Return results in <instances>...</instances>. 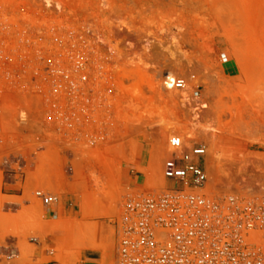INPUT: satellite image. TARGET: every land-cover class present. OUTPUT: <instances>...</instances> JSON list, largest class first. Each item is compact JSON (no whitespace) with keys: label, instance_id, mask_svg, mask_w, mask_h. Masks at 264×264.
Returning <instances> with one entry per match:
<instances>
[{"label":"rangeland","instance_id":"1","mask_svg":"<svg viewBox=\"0 0 264 264\" xmlns=\"http://www.w3.org/2000/svg\"><path fill=\"white\" fill-rule=\"evenodd\" d=\"M51 2L0 0V264L19 261L6 259L15 255L7 233L26 247L43 241L35 232L50 207L34 193L56 196L51 209L61 203L34 189L37 211L18 213L22 200L2 197V186H75L74 215L112 227L124 195L161 189L158 149L191 120L190 106L166 95L168 72L207 105L195 142L207 149L208 192L264 198V0ZM76 61L86 64L87 121L64 138L41 133L37 88H50L51 69L74 74Z\"/></svg>","mask_w":264,"mask_h":264},{"label":"built area","instance_id":"2","mask_svg":"<svg viewBox=\"0 0 264 264\" xmlns=\"http://www.w3.org/2000/svg\"><path fill=\"white\" fill-rule=\"evenodd\" d=\"M74 67V74L51 69L50 88H37L47 108L41 133L64 138L87 121L88 90L79 87L86 82V64L76 61ZM163 85L177 92L187 88L180 78H166ZM189 98L201 104L198 87L191 88ZM2 138L0 129V142ZM169 148L161 167V189L123 196L116 223L117 264H264V198L211 195L206 146L173 137ZM34 197L44 207L58 202L56 196L40 191Z\"/></svg>","mask_w":264,"mask_h":264},{"label":"crops","instance_id":"3","mask_svg":"<svg viewBox=\"0 0 264 264\" xmlns=\"http://www.w3.org/2000/svg\"><path fill=\"white\" fill-rule=\"evenodd\" d=\"M34 189H44L59 196L61 203L56 209L46 210L39 223L41 230L35 234L43 238L42 242L38 238L35 243L28 242L26 247L23 240L11 239L6 234L4 241L13 242L11 247L15 255L11 260H19L15 264H61L49 261L53 254L49 255L47 249L57 250L56 256L64 258V264H117L118 228L101 219L75 216L73 208L79 204L75 186H2L1 193L2 197L22 200L18 213L22 209L35 212L38 207L29 200ZM3 230L4 226H0V231ZM20 244L26 253L23 257L18 248ZM5 248L8 249V245ZM26 259L31 262L25 263Z\"/></svg>","mask_w":264,"mask_h":264},{"label":"bare ground","instance_id":"4","mask_svg":"<svg viewBox=\"0 0 264 264\" xmlns=\"http://www.w3.org/2000/svg\"><path fill=\"white\" fill-rule=\"evenodd\" d=\"M51 0H44V4L46 6V8H50L52 6L51 4ZM55 3V2H54ZM56 9L58 10H62V5H60V3H57L56 5ZM166 78L168 79H174L175 76L172 74V72H168L166 73V76H165V80ZM165 87V86H164ZM166 90V88H164ZM188 89V88H186ZM186 89L184 91H181V92H177V91H174V90H166L167 93L166 95L170 98L172 97L173 93H177V97L179 98L180 100V104L182 106L184 105H188L190 106L189 108V115H190V122H189V125L188 126H185V127H177V128H171L169 130V134H168V145L166 144L165 146L161 147L158 149V152H157V158L156 160L153 162V167H158L157 165L159 164V159L161 157H166V154L170 151V148H169V141L173 138V137H178L180 139L181 142H185V143H189L191 140H196V135H197V131H198V127H197V121L198 119L200 118V115H199V112L202 111L201 109H206L207 108V105L201 103L200 105H192L191 103V100L187 94V91ZM165 91V92H166ZM211 130L209 128H204L202 130V135L203 136H206L208 133H210ZM51 138V137H50ZM207 166H209V162L206 163ZM210 170V168H209ZM158 178V176H157ZM155 179V178H154ZM223 195V194H222Z\"/></svg>","mask_w":264,"mask_h":264}]
</instances>
